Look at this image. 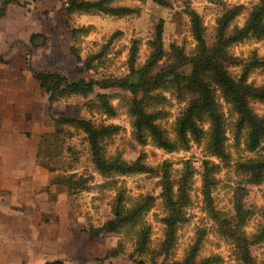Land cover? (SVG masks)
<instances>
[{
  "label": "rangeland",
  "instance_id": "374dc122",
  "mask_svg": "<svg viewBox=\"0 0 264 264\" xmlns=\"http://www.w3.org/2000/svg\"><path fill=\"white\" fill-rule=\"evenodd\" d=\"M19 1L28 4L20 6L15 2L10 3L6 15L0 19V54L6 59V63L0 64V84L4 81L5 85L13 88L14 91L24 87L26 99L22 104V111L25 115V127L31 126L32 131L38 128L41 134L51 133L58 128L54 125L51 115L80 117L96 124H116L120 130L108 140L107 154L120 153L128 162L144 154L145 165L154 169L145 173L117 177L130 194L134 196L148 194L156 198L155 206L146 216L152 227L148 252L134 253L133 244L128 239L124 241L122 253L109 256L98 263L95 258H103L107 252L114 249L120 236L108 233L93 239L89 235V222L99 226L111 217L110 203L114 192L107 188H96L104 179L94 168L84 134L75 131L72 127H60L63 131L73 132L71 137L59 135L60 138L64 136V145H59V139L51 141L49 145H40L41 134L40 138L32 137V131L28 134L31 136L29 138L31 142L38 141L39 158L36 156V160L47 162L57 169L50 173L44 168L49 176L67 174L70 169L78 174L93 176L89 191L68 196L65 203L61 204L59 213L67 212L61 217L67 215L66 219H63V227L65 226L67 231H72L73 248L76 244L81 247L79 250H82V247L87 245L88 252L90 251L88 254L76 255L75 252L68 251L66 247L64 263L135 264L137 260L149 263L154 258L157 263L171 264L181 261L194 246L196 247L194 260L197 264H243L238 243L229 232L231 228H237L238 232L250 238L264 226V180L258 185L247 183V176L238 169V164L262 156L264 150L261 146L254 151L246 149L244 129L241 130L239 138L235 136L237 115L223 99L219 90L216 91V100L224 115L226 126V157L223 159L216 158L206 151V137L200 141H191L185 149H176L171 152L157 148L151 142L145 145L135 142L125 107L126 100L131 96L127 90L115 87L100 89L96 86L86 97L74 94L67 99L54 102L49 113L47 96L39 88L38 82L33 79L28 67L59 71L72 80L124 76L127 74L125 61L131 39L140 40L137 63L142 64L149 53L147 42L152 38L154 25L162 18L164 20L162 42L167 54L157 64V68H166L174 61V57L171 53L169 54L171 44L182 47L186 54H189L196 46L190 30L189 17L185 13V3H189L190 7L199 14L206 39L211 43L215 38L216 20L225 9L236 5L241 6V12L231 21L229 29L234 26L242 27L249 11L258 0H221L219 3L209 0H169L171 7L158 5L152 0H118L115 4L139 9V13L124 17L103 13H76L67 16L64 10L65 0ZM87 25H92L94 29L78 42L76 45L79 48L78 52L71 53L70 47L73 41L70 29ZM116 31L121 33L112 39L96 69L85 70L82 64L84 58L98 52ZM33 32H40L46 36L43 46L38 48L29 46L28 39ZM227 54L234 58V61L226 66L233 78H239L243 70H247L248 83L259 86L264 82V36L260 39L247 37L235 42L227 47ZM177 69L179 72L188 74L191 67L186 64ZM98 92L112 96V103L117 107V115L114 118L97 113L92 114L85 108V103L94 100ZM164 96L167 98L165 107L168 115L160 119L158 123L172 135L173 123L184 109L185 101H182L172 90L165 91ZM250 103L258 115H264L263 102L251 100ZM201 126L204 131H207L206 120L201 122ZM67 146L77 151L78 160L75 161V158L66 151ZM204 161L219 165V171L214 175L216 183L211 191V209L206 208L202 195ZM163 162L169 163L173 182H177L182 177L186 162L190 164L192 173L190 203L185 208L186 219L179 223L176 240L167 252L161 250L166 238V225L161 220L165 213L163 201L160 198L161 187L158 175L161 174L159 166ZM53 188L56 190V195L64 193V190L58 186H51L52 190ZM240 188L243 189L241 198L243 223L240 222L235 207L236 193L240 191ZM51 219L54 218L51 217ZM248 249L256 264H264V240L249 245ZM82 252L87 253L85 247ZM208 258L209 261H207Z\"/></svg>",
  "mask_w": 264,
  "mask_h": 264
},
{
  "label": "trees",
  "instance_id": "16d2710c",
  "mask_svg": "<svg viewBox=\"0 0 264 264\" xmlns=\"http://www.w3.org/2000/svg\"><path fill=\"white\" fill-rule=\"evenodd\" d=\"M0 19L5 16L8 5L12 2L25 6L27 2L19 0H0ZM118 0H65V13L73 14H98L103 13L115 17H124L139 13L138 8L127 5L115 4ZM158 5L171 7L169 0H152ZM186 1V0H184ZM219 3L221 0H209ZM185 13L190 20V30L195 48L186 54L182 47L171 44L170 49L174 61L166 68H157V64L167 54L163 48L162 34L164 20L160 18L153 28L152 38L147 42L149 53L142 64L137 63L140 40L132 38L127 51V74L124 76H109L101 79H69L65 74L50 69H35L28 67L32 77L37 80L39 88L47 96L51 105L61 99H67L71 95L80 94L87 96L92 93L94 87L106 89L115 87L127 90L130 97L126 100V113L130 120L132 136L135 142L145 145L151 142L155 147L168 152L176 149H185L191 141H200L206 137V151L216 158L226 157V126L224 115L216 100V91L228 103L237 115L235 122V136L239 138L241 130H245V146L248 151H254L258 147L264 150V115H258L251 106V100L264 103V82L255 86L247 82L248 71L243 70L241 76L233 78L226 66L234 61L227 54V47L247 37L260 39L264 36V0H258L248 13L242 27L234 26L229 29L231 21L241 12V6L236 5L224 10L216 20V33L214 40L209 43L205 36L204 26L199 14L185 3ZM94 27L92 25L72 27L70 36L73 41L70 51L76 54L79 50L78 42L83 36H87ZM121 32L116 31L100 47L99 51L84 58L82 64L85 70H94L109 47L112 39ZM46 36L40 32L30 34L28 43L31 48H38L45 44ZM168 54V55H169ZM6 63V59L0 54V64ZM189 64L191 69L188 74L179 72L178 67ZM174 91L185 107L173 123L172 135L163 129L158 121L167 117L165 104L166 91ZM94 100L85 103V108L90 113L105 115L114 118L117 115V107L112 103V96L98 92ZM56 128L51 133H42L40 145L50 144L51 141L60 140L59 145H64V136H73V132L63 131L60 127H72L75 131L84 134L89 145L91 161L96 172L104 179L96 186L98 189L107 188L114 194L110 203L111 217L95 226L88 224L89 235L96 239L101 234L115 233L120 236L116 247L105 254L103 258H95L98 263L103 262L109 256L118 255L124 250V241L133 244V252L144 254L148 252L151 241L152 227L147 220V213L155 206L156 198L152 195H137L129 193L128 189L117 177L135 173H145L154 170L145 165L144 154H140L134 161H126L120 153L107 154V142L116 135L120 127L116 124H96L89 119L59 115H51ZM207 121L208 129L204 131L201 122ZM75 161L78 160L77 151L70 146L66 147ZM39 158V149L36 154ZM38 165L50 173L57 169L47 162H39ZM185 163L182 177L177 181L171 180L169 163L163 162L161 174L159 173V185L161 187L160 198L163 201L165 216L161 219L166 225L165 235L161 250L167 252L176 240V230L179 223L186 219L185 208L190 203L189 190L192 178L191 166ZM202 171V195L206 208H212L211 191L215 186L214 175L219 171V165L204 161ZM238 169L246 176V182L258 185L264 180V154L254 159H248L238 164ZM93 176L78 174L72 169L67 174H55L49 180V186H58L72 196L78 192L89 191ZM243 189L236 193L235 207L241 223L244 221L241 198ZM232 229L229 234L238 243L239 254L243 264H256L249 252V245L264 240V226L258 233L247 238L238 230ZM196 247H192L181 261L171 264H197L194 260ZM213 258V257H212ZM218 258V257H216ZM210 259L208 258L207 261ZM42 264H65L63 259L47 260ZM135 264H162L154 258L149 263L142 260Z\"/></svg>",
  "mask_w": 264,
  "mask_h": 264
},
{
  "label": "crops",
  "instance_id": "0c3cea01",
  "mask_svg": "<svg viewBox=\"0 0 264 264\" xmlns=\"http://www.w3.org/2000/svg\"><path fill=\"white\" fill-rule=\"evenodd\" d=\"M24 93V87L14 91L4 81L0 84V264L64 261L66 247L76 255L88 254L87 245L73 248L72 231L63 227L67 215H61L67 212L59 210L68 195H56L48 185L52 176L36 162L38 141L29 138H40L41 131L25 127Z\"/></svg>",
  "mask_w": 264,
  "mask_h": 264
}]
</instances>
